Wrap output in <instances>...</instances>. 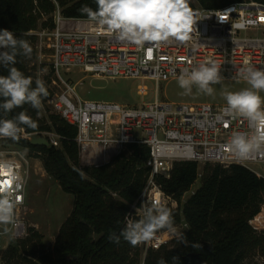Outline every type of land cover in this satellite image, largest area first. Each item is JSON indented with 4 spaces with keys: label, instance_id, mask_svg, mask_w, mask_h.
I'll list each match as a JSON object with an SVG mask.
<instances>
[{
    "label": "built area",
    "instance_id": "obj_1",
    "mask_svg": "<svg viewBox=\"0 0 264 264\" xmlns=\"http://www.w3.org/2000/svg\"><path fill=\"white\" fill-rule=\"evenodd\" d=\"M193 3L191 9L197 20L191 38L183 42L172 39L158 47L146 44L138 48L120 41L88 17L65 16L57 3L51 15L53 26L31 31L38 37L37 56L42 61L48 55L44 64L52 73L49 88L53 94L47 105L76 128L81 165L102 166L130 144L148 148L145 166L149 174L126 215L133 219H140L144 208L156 199L170 209L179 207V202L167 195L158 182L159 177H170L176 162L198 164L195 182L209 164L242 166L264 179V155L256 153L252 158L239 159L228 147L234 133L252 134L246 119L229 115L226 104H174L159 100L160 82L178 78L185 68L203 62H216L221 79L243 80L237 72L246 65L264 70V4L246 0L204 8ZM249 31L257 34L242 35ZM76 71L98 77L139 79L142 83L137 91L142 97L150 91L145 82H154L153 99L142 100L138 105L84 100L76 92L77 83L73 84ZM64 74L71 77L65 78ZM32 135L47 139L49 146L61 148L62 136L55 130L27 132L21 128L19 139ZM9 139L0 138V159H10L16 164L24 186L15 209V223L6 226L7 232L0 225V251L29 234L25 218L27 190L35 157L27 148L9 143ZM180 214L182 219L174 225L175 233L161 229L150 241L139 244L141 258L136 264H145L149 251L182 238L189 224L182 211ZM249 224L257 232L264 231V203Z\"/></svg>",
    "mask_w": 264,
    "mask_h": 264
},
{
    "label": "trees",
    "instance_id": "obj_2",
    "mask_svg": "<svg viewBox=\"0 0 264 264\" xmlns=\"http://www.w3.org/2000/svg\"><path fill=\"white\" fill-rule=\"evenodd\" d=\"M246 0H197L204 8H219ZM264 4V0H253ZM189 0V6H193ZM56 3L65 16L87 17L78 10L82 5L96 9L94 0H0V29L12 31L37 52L39 28L52 27L51 15ZM14 65L26 77L36 78L28 68V59L17 56ZM0 67V75H7ZM48 95L41 97L42 107L33 109L25 104L6 118L20 111L36 122L35 129L21 126L27 132L55 130L62 136L61 148L34 146L27 139L9 143L27 148L30 155L39 159L45 172L58 182L61 189L73 197L72 211L61 225L52 245L47 246L42 235L29 227L26 238L12 241L0 251L4 264H136L140 261L139 244L132 246L121 237L119 244L108 240L110 233L117 235L125 227L130 204L141 194L149 174L145 166L148 148L130 144L119 155L102 166H82L75 141L77 130L62 117L44 109L53 92L50 80L44 82ZM0 118L3 117L0 110ZM198 176L195 162H176L170 177H159L163 191L179 202L170 209L174 225L183 218L189 230L174 246H163L149 251L145 264H157L163 258L166 264H244L252 255L264 260V231L257 232L249 221L260 212L264 203V179L258 178L245 167L231 165H205L200 187L184 203L182 197L191 189ZM193 245H196L194 247ZM173 257H177L173 261Z\"/></svg>",
    "mask_w": 264,
    "mask_h": 264
},
{
    "label": "clouds",
    "instance_id": "obj_3",
    "mask_svg": "<svg viewBox=\"0 0 264 264\" xmlns=\"http://www.w3.org/2000/svg\"><path fill=\"white\" fill-rule=\"evenodd\" d=\"M96 9L82 5L78 10L90 20L96 21L109 34L120 41H127L138 48L146 44L159 46L172 39L188 41L196 23V13L189 6V0H94ZM32 47L24 39H18L12 31L0 29V67L7 69L8 74L0 75V138L19 139L21 126L35 129L36 122L26 113L20 111L11 119L6 118L16 108L25 104L33 109L42 107L41 97L48 95L45 83L26 77L14 65L17 56L30 57ZM237 76L250 87L240 91L224 93L227 113L246 119L253 130L251 135L234 133L228 147L239 159L252 158L254 154L264 155V70L246 65L238 70ZM221 81L220 68L214 61L200 63L191 69L185 68L177 78L184 95H190L193 87L199 92L213 95L212 85ZM23 178L16 164L10 159H0V225L15 223V209L19 202V193L23 189ZM166 229L175 233L173 216L160 199L154 200L144 208L140 219L126 216V225L119 235L112 232L108 240L119 244L121 237L132 246L150 241L157 231ZM196 247V245H193ZM178 258L173 257V261ZM157 264H166L161 258Z\"/></svg>",
    "mask_w": 264,
    "mask_h": 264
},
{
    "label": "rangeland",
    "instance_id": "obj_4",
    "mask_svg": "<svg viewBox=\"0 0 264 264\" xmlns=\"http://www.w3.org/2000/svg\"><path fill=\"white\" fill-rule=\"evenodd\" d=\"M195 4L197 0H193ZM256 31L242 33V35L255 36ZM38 52V49H37ZM48 60V55L41 61L37 54L28 59V68L35 76L36 80L41 79L44 82L52 79V73L44 61ZM73 84L77 94L84 100L97 102H116L126 105H138L142 100L149 101L153 99L152 88L154 82L146 81L145 84L150 88L149 94L142 97L138 94L137 88L142 83L139 79L133 78H110L91 76L76 71L74 73ZM65 78L71 77L70 74H64ZM213 95L209 96L199 92L193 87L190 95H184L177 83V78L160 82L158 97L161 101H168L174 104H226L224 93L240 91L250 87L243 80L221 79L220 83L212 85ZM264 97V92H260ZM44 109H49L45 105ZM256 170L262 172V169L256 167ZM201 185V181L195 182L191 189L184 194L181 202L190 198ZM73 197L64 192L58 182L49 176L42 162L35 158L31 161L30 178L27 190V214L25 216L28 227H33L43 237L47 246L53 244L58 235L61 225L72 211ZM174 242L168 245V248L174 246ZM0 264H4L0 257ZM244 264H264V260L258 254L250 256Z\"/></svg>",
    "mask_w": 264,
    "mask_h": 264
},
{
    "label": "water",
    "instance_id": "obj_5",
    "mask_svg": "<svg viewBox=\"0 0 264 264\" xmlns=\"http://www.w3.org/2000/svg\"><path fill=\"white\" fill-rule=\"evenodd\" d=\"M29 143L34 146H45L49 147V142L47 139L37 136V135H32L28 139Z\"/></svg>",
    "mask_w": 264,
    "mask_h": 264
}]
</instances>
